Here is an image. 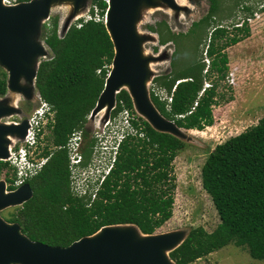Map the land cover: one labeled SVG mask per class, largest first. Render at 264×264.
Segmentation results:
<instances>
[{"label":"trees","instance_id":"16d2710c","mask_svg":"<svg viewBox=\"0 0 264 264\" xmlns=\"http://www.w3.org/2000/svg\"><path fill=\"white\" fill-rule=\"evenodd\" d=\"M255 2L264 10V0ZM206 4V12L192 21L186 32H173L165 20L147 25L149 31L157 33L160 45L174 44L170 72L152 79L167 93L173 89L170 109L152 90L151 100L163 116L186 130H203L212 124L213 106L218 104L217 81L228 73L224 50L249 35L245 19L256 8L249 0H207ZM106 8V0H90L89 13H97L100 19L79 18L62 37L57 32L56 16L49 25L42 26L41 39L51 56L40 61L35 86L55 110L49 137L55 148L51 152L45 149V155L50 154L46 162L26 179L32 197L15 206L5 218L7 222H17L31 240L66 246L111 224H134L142 233L153 234L172 216L176 187L172 163L185 142L154 130L140 116L132 124L143 132V137L125 135L97 197L91 201L70 191L65 144L75 130H82L85 139L91 133L87 118L104 87L114 56L104 25ZM238 11L247 15L241 25L233 22L229 32L223 22ZM180 45L193 52L185 63L177 59ZM211 74L216 75L215 81ZM205 82L210 86L204 88ZM5 92L6 73L0 67V96ZM123 108L134 111L125 89L116 94L111 114ZM94 144V139L86 140L83 164L89 161ZM5 167L7 162L0 161V172ZM201 184L220 221L212 231L191 227L184 241L169 252L174 263L190 264L230 244L246 249L254 259H264V116L255 125L215 145L201 167Z\"/></svg>","mask_w":264,"mask_h":264},{"label":"water","instance_id":"95a60500","mask_svg":"<svg viewBox=\"0 0 264 264\" xmlns=\"http://www.w3.org/2000/svg\"><path fill=\"white\" fill-rule=\"evenodd\" d=\"M189 2L197 7L201 4L200 0H187V6L179 5L176 0H107L104 25L113 43L114 56L104 87L87 118L92 130L104 127L116 106V94L125 89L134 111L154 130L183 141L182 128L159 112L148 89V84L156 77L151 68L153 59H171L172 54L169 57L168 51L162 52L169 42L161 45L160 54L147 55L144 42L151 37L158 41V35L152 31L141 34L138 27L154 7L174 15L186 12ZM60 3H69L72 7L57 30L62 37L90 0H29L12 4L0 0V67L6 73V92L0 96V161L9 158L11 148L24 141L29 129L27 114L18 102L14 106L8 104V93L15 92L20 100L31 104L38 102L35 79L39 58L46 57L50 51L41 39L42 23ZM143 8L145 12L141 18ZM14 116L16 121H2V118ZM32 194L27 182L8 189L6 182L0 180V211L23 204ZM188 232L178 229L144 234L134 224H111L66 246H59L31 240L21 232L17 222H7L0 217V264H175L169 252L184 241Z\"/></svg>","mask_w":264,"mask_h":264},{"label":"rangeland","instance_id":"374dc122","mask_svg":"<svg viewBox=\"0 0 264 264\" xmlns=\"http://www.w3.org/2000/svg\"><path fill=\"white\" fill-rule=\"evenodd\" d=\"M200 1L199 7L189 2L186 12L175 13L174 15L165 9L149 10L139 24V32L148 34L147 25H153L160 20H165L175 33L186 32L192 21L199 19L206 12L207 0ZM255 1L249 0L252 6L256 7L253 14L249 17L252 19H246L249 35L242 37L236 44L230 45L224 50L228 60V73L224 79L217 81L218 104L213 106L212 124L205 126L200 131L182 128L184 133V138L182 139L185 142V146L178 152L172 163L176 185L172 216L161 227L156 229L157 233L178 229L188 232L191 227L196 226H202L205 230L212 231L220 221L210 196L202 188L201 167L208 153L216 144L255 125L264 116V10L260 9V6ZM89 8L90 4L79 18H87L90 15ZM71 11L72 7L69 3H60L51 9L49 18L45 19L42 25H49L50 20L56 16L59 27L67 19ZM246 15V12L238 11L233 18L224 20L223 24L227 26L229 32H232V23L241 22ZM78 19H73L71 23L76 22ZM148 39L143 45L145 53L153 56L160 54V50L163 48H161L162 46L159 42L154 37H151V40ZM189 49L187 46H178L177 59L181 63L191 59L193 52ZM203 49L204 46L201 44V50ZM167 51L170 57L174 51V44L169 42L164 46L163 54ZM50 56L51 53L49 51L46 57H41L39 60L47 59ZM158 59L161 58H155L151 63L153 75L169 73L170 59ZM211 78L213 81L217 79L215 74H211ZM158 88L162 87L156 86L152 82L148 84L149 92L153 89L155 94L158 92ZM18 106L27 115H30L33 109L37 107V102L31 104L25 101L24 104L20 100L18 101ZM26 107H29L28 111H25ZM135 114L137 113L135 112ZM98 117L96 116L95 119H98ZM3 120L16 121L17 118L15 116L6 117L2 118ZM87 126L90 128V125L87 124ZM96 129L98 128L96 127ZM118 129L120 130L121 128L118 127ZM92 134L93 132L91 131L86 139L82 136L84 140L82 142L83 147L86 140L92 139ZM111 152L108 151L107 156H110ZM11 173L10 167L3 168L0 172V180H4L7 184ZM13 208L14 206H11L0 211V217L5 219L8 212L13 211ZM190 264H264V259H254L250 257L246 249L230 244Z\"/></svg>","mask_w":264,"mask_h":264},{"label":"built area","instance_id":"2783aa9c","mask_svg":"<svg viewBox=\"0 0 264 264\" xmlns=\"http://www.w3.org/2000/svg\"><path fill=\"white\" fill-rule=\"evenodd\" d=\"M4 2L12 4L15 1L4 0ZM91 18L96 21L100 19L97 13L94 16L90 14L87 18L82 19L85 21ZM80 25V23H77V26ZM206 61L208 60L206 59ZM208 86H210V83L205 82L204 87ZM158 89V92L155 93L156 96L165 101L166 107L169 109L173 89L171 93H167L164 88ZM152 91L154 90L152 89ZM38 98L37 107L33 109L30 115H27L29 129L24 141L17 142L11 148L10 156L5 161L7 162V168L10 167L12 170L7 187L13 186L16 188L24 184L26 179L36 174L46 162L50 154L45 155V149L48 148L51 152L55 148L49 141L52 125L55 122V110L40 95ZM138 117L139 115L135 114V111L123 108L116 115L111 114L101 130L96 128L92 130L91 137L95 140V144L92 146L91 156L86 164H83L82 142L84 140L82 130H75L69 135L65 148L68 153L70 191L73 195L89 197L91 201L97 197L102 183L113 166L119 144L125 135L137 134L139 137H143V132L132 124V121H138ZM118 127L121 129L119 130ZM108 151H112L110 156H107Z\"/></svg>","mask_w":264,"mask_h":264},{"label":"bare ground","instance_id":"6f19581e","mask_svg":"<svg viewBox=\"0 0 264 264\" xmlns=\"http://www.w3.org/2000/svg\"><path fill=\"white\" fill-rule=\"evenodd\" d=\"M184 1V2H183ZM176 2L179 4V5H182V6H187V0H176ZM155 8H158V7H154V9ZM153 9V8H152ZM144 12H145V10H144V8H143V10H142V13L140 14L141 15V18L144 16ZM79 14V13H78ZM155 63V62H154ZM153 63V64H154ZM146 82H147V84H148V79L146 80ZM7 98H8V104L9 105H11V106H14L15 104H16V102H18V101H20V97H18V94H16L15 92L14 93H12V92H10V93H8V96H7ZM102 111H104V109L102 110ZM193 130V129H192ZM197 131H200V130H197Z\"/></svg>","mask_w":264,"mask_h":264},{"label":"clouds","instance_id":"9594fccd","mask_svg":"<svg viewBox=\"0 0 264 264\" xmlns=\"http://www.w3.org/2000/svg\"><path fill=\"white\" fill-rule=\"evenodd\" d=\"M249 17H250V16H249ZM249 17H248V18H249ZM245 20H246V19H245ZM241 22H243V20H242ZM241 22L239 23L240 25H241ZM246 22H247V21H246ZM239 24H238V25H239ZM204 53H205V52H203V56H204ZM206 59L208 60V58L205 57V58H204V61L206 62V64H208V61H206ZM207 67H208V66H206V68L204 69V72L207 71ZM205 70H206V71H205ZM204 88H205V87H204ZM204 88H203V89H204ZM172 92H173V91H172ZM52 109H53V108H52ZM25 183H26V182H25ZM7 188H8V187H7Z\"/></svg>","mask_w":264,"mask_h":264},{"label":"flooded vegetation","instance_id":"af4514ba","mask_svg":"<svg viewBox=\"0 0 264 264\" xmlns=\"http://www.w3.org/2000/svg\"><path fill=\"white\" fill-rule=\"evenodd\" d=\"M22 103L25 104V101L22 100ZM28 108H29V107H26V108H25V111H26V110L28 111V110H29Z\"/></svg>","mask_w":264,"mask_h":264}]
</instances>
